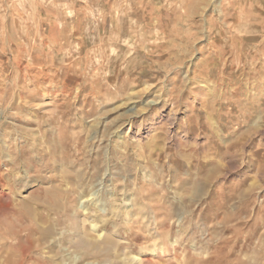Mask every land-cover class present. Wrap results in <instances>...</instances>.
<instances>
[{"label": "rangeland", "instance_id": "1", "mask_svg": "<svg viewBox=\"0 0 264 264\" xmlns=\"http://www.w3.org/2000/svg\"><path fill=\"white\" fill-rule=\"evenodd\" d=\"M134 256L264 264V0H0V264Z\"/></svg>", "mask_w": 264, "mask_h": 264}, {"label": "bare ground", "instance_id": "2", "mask_svg": "<svg viewBox=\"0 0 264 264\" xmlns=\"http://www.w3.org/2000/svg\"><path fill=\"white\" fill-rule=\"evenodd\" d=\"M134 260H135V262H136V260H137V263L138 264H143V259L142 258H138L137 256H134V257H132ZM134 262V261H133Z\"/></svg>", "mask_w": 264, "mask_h": 264}]
</instances>
